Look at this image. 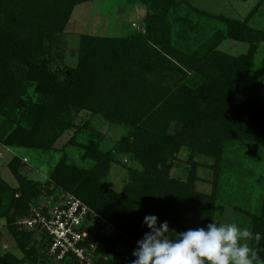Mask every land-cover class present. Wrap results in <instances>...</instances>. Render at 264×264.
<instances>
[{
  "label": "rangeland",
  "instance_id": "rangeland-1",
  "mask_svg": "<svg viewBox=\"0 0 264 264\" xmlns=\"http://www.w3.org/2000/svg\"><path fill=\"white\" fill-rule=\"evenodd\" d=\"M62 5L63 0H49L46 7L57 11ZM155 7L152 0H88L78 3L71 8L65 30L55 31L49 40H42V52L40 55L39 53L34 55V64L43 62L45 68L52 74L51 77L62 84V88L69 83L74 85L78 78H70L69 82L63 72L65 73L69 68L80 67L79 54L85 44L84 47L91 55L89 60L92 61L88 68L91 73L94 70L95 74H98L100 61L98 57L103 56L101 51L104 50L102 40L133 37L140 39L146 34V24L155 14L153 9ZM162 10L165 14L162 24L166 25L165 32L160 38L161 42L159 44L150 41L144 53L160 51L165 56L167 50L164 44L168 40L170 48L178 52L190 53L201 51L200 47H209L213 48L212 53H219L222 57L246 56L247 63L240 75L245 77L248 83L251 82V86H256L261 91L255 102L250 97L238 100L233 96L231 100L228 89L220 82L210 78L205 81L198 73L196 78L190 79L194 72L186 67L183 68L188 75V79L185 78L188 85L173 98L180 96L183 101L189 97L194 99L188 109L190 120L193 119L194 122L191 126L190 141L184 139L180 143L179 151L170 160V173L167 176L173 183L170 197L165 195L160 183L148 186L149 191L142 187V184L146 183L142 178L145 170L134 156V146L140 138L137 140L132 134L130 135V125L110 123L111 121L94 113L93 110L81 109L73 105L61 107L60 103L54 106L58 111V116L55 117L60 118L63 124L60 125L55 119L52 120L55 128L51 131L45 129L50 136L46 139L52 140L49 149L8 150L0 145V178L11 188H16L17 181L7 164L13 155L23 156L27 165L21 169L22 174L40 189L39 195L31 200L30 208L37 207L43 212L46 207L42 204L48 198L56 200L63 193L72 194L49 183L48 176L53 168L60 160H64L67 165L79 170L92 169L96 165L93 159L94 150L91 151L90 157L84 147L94 142L97 149L95 152L110 154L111 157L107 171L98 180L117 194L123 193L127 187L133 188L135 197L130 204L136 206L137 213L142 217L154 209L155 197L162 194L160 221H169L174 214L173 227L170 228L177 232L185 231L193 227V224L199 227L201 213L207 207L211 209V217L207 220V224L212 221L237 223L240 227H248L253 231V224L257 218L262 223L260 228L262 241L257 247L252 245V241L250 244L258 251V259L254 264H264V0H172L169 5L162 7ZM11 18V13H7L4 22L0 14V28L3 25L1 22L8 27L15 26L16 23L12 22ZM221 18L244 22L254 32H261V35L250 42L229 37L226 35L228 32L225 22L223 23ZM83 37L86 41L82 39ZM132 53L133 51H130V54ZM14 66L12 72L22 79L27 68L21 65ZM169 76V72L164 73L161 82L158 78L152 76L149 78L160 82L163 86L169 84L174 88L175 81ZM36 94L38 93L33 85H30L21 99L34 100ZM236 106L242 109L241 116L231 111ZM249 106H252V111ZM222 119L232 122L231 130L225 133V137L220 135L222 140L219 139L220 142L217 143L219 148L214 150L213 148L216 147L214 140L208 138L204 141V137L207 134L214 136L216 123ZM238 119L241 124L234 121ZM170 120L168 127L162 129V139H156L157 144L149 143L155 153H160L166 146L165 138L169 142L180 129V122ZM152 121L150 119V125H155L158 130L160 124ZM143 142L145 143L144 139ZM203 148L216 152L217 156L204 154ZM143 191L150 192L151 195L144 197L141 195ZM175 196L183 198L185 204L175 200ZM171 197L174 198L170 203ZM90 210L92 214L88 217L86 230L89 233L88 241L94 242L95 248L86 249L88 262L130 264L135 259L132 256L133 248L128 249L125 245H120L107 255L99 252L98 246L103 240L101 231L114 238L116 230L109 227L103 217L91 208ZM131 211L136 214L135 209ZM27 214L17 219V231H26L20 227L18 221ZM142 221L139 220L136 230L141 231ZM143 229L147 231L145 226ZM130 242L136 247V241ZM47 247L48 242H45L42 233L34 230L26 249L33 248L36 251L38 257L35 262L55 264L52 258L47 256ZM6 254L23 257L5 218L2 217L0 218V256ZM78 262L79 259L68 256L57 264H80Z\"/></svg>",
  "mask_w": 264,
  "mask_h": 264
},
{
  "label": "trees",
  "instance_id": "trees-1",
  "mask_svg": "<svg viewBox=\"0 0 264 264\" xmlns=\"http://www.w3.org/2000/svg\"><path fill=\"white\" fill-rule=\"evenodd\" d=\"M85 1L88 0H63L62 8L55 11L46 7L49 0H0V14L4 22L7 13H11V21L16 23L15 26L8 27L4 22H1L3 25L0 28V145L8 150L32 148L47 150L50 148L52 140L46 139L50 136L45 129L53 130L55 124L52 120L58 116V111L54 106H58L60 103L61 107L73 105L81 109L93 110L94 113L111 121L110 123L131 126L130 135L132 134L137 140L140 138L134 146V156L145 170L142 178L146 183L142 184V187L149 191L148 186L160 183L165 195L170 197L173 184L170 182L172 179L167 178L170 173V160L179 151L180 143L184 139L190 141L191 126L194 122L193 119L190 120L191 115L188 111L189 104L194 99L189 97L183 101L180 96L173 98L177 96V92H181L188 85L186 82L188 75L183 68L186 67L194 72V75L189 77L190 79L196 78V73H198L199 76L204 77L205 81L210 78L220 82L228 89L231 100L233 96L238 100L250 97L255 102V98L259 97L261 91L258 87L251 86L252 83H248L245 77L240 75L248 58L246 56L222 57L219 53H212L213 48L209 47H200L201 51L190 53L178 52V50L170 48L168 40L164 44L165 50H167L165 56L160 51L144 53V49L150 41L160 44V38L165 32L166 25L162 24L165 15L162 7L169 5L172 1L152 0L156 5L153 8L155 14L146 24L144 36L140 39L133 37L102 40L104 50L101 51L103 56L98 57L100 60L97 68L98 74H95L94 70L91 73L88 68L92 62L89 60L91 55L83 43L79 54L80 67L69 68L65 73L63 72L68 81L70 78L78 79L76 83H73L74 85L69 81V84L62 88V84L51 77L52 74L45 68L43 62L34 64V55L37 53L40 55L42 52V40H49L55 31L63 32L65 30L72 6ZM220 20L225 22L228 32L226 35L229 37L250 42L261 35V32H254L244 22L225 18ZM255 34L257 36H254ZM82 39L86 41L84 37ZM130 51L133 53L130 54ZM20 65L27 68L22 79L15 76L11 70L12 66ZM166 72L170 73V79H174V88L169 84L163 86L160 83ZM150 76L158 78L160 82L153 81L149 78ZM96 82L98 84H95ZM30 85H33L34 90L38 93L36 98L34 100L21 99ZM249 109L252 111V106H249ZM231 111L242 115V109L239 106ZM191 112L193 111L191 110ZM147 118L149 119L147 120ZM150 119L153 120L152 122L160 124L158 130L155 125H150ZM170 119L177 123L180 122V129L172 137L174 140L170 139L168 142V139L165 138L166 146L160 153H155L149 143L157 144V140L162 139V131L168 127ZM260 119L262 120V118ZM234 121L238 124L242 123L239 122V119ZM56 122L60 125L63 124L60 118L56 119ZM216 125L215 135L207 134L204 137V141L208 138L214 140V146H216L213 148L214 150L219 148L217 143L220 142L219 139L222 140L220 135L225 137V133H229L231 130L232 122L229 123L222 119ZM84 149L90 157L91 151L94 150L93 159H95L96 165L92 169L79 170L74 166L67 165L64 160H60L48 176L49 183L53 184L55 188L69 191L75 195L100 217H103L109 227L115 228L116 237L114 238L109 237L105 231H101L103 240L98 246L100 253L107 255L109 252H114L120 245L134 249L135 246L130 241H137V237L143 236L145 232L143 226H141V231L136 230L139 220H143L146 215L155 214L160 221L163 195L158 194L155 197L154 209L142 217L140 213H137L136 206L133 207L130 204L135 197L133 188L127 187L123 193L117 194L98 180L108 169L110 154L95 152L97 149L94 142H90ZM203 153L217 156L216 152H210L208 149H204ZM23 158L18 154L13 155L7 164L17 181L16 188H11L0 178V218H5L9 231L15 238L23 257L18 258L12 254H6L3 257L0 256V264L41 263L35 262L38 254L33 248L26 249L33 231L16 230L17 219L28 213L31 200L40 193V189L27 180L21 172V169L27 165ZM131 195H133L132 199ZM141 195L147 197L151 194L143 191ZM173 198L169 199L170 203ZM174 199L185 204L183 198L181 199L179 196H175ZM133 209L136 214L132 213ZM210 217L211 209L207 207L201 213L200 226H206ZM174 218L173 214L168 221L170 227H173ZM261 226L262 223L255 218L252 232L260 234L258 241L252 240V245L256 247L262 241ZM193 227H196V224H193Z\"/></svg>",
  "mask_w": 264,
  "mask_h": 264
},
{
  "label": "clouds",
  "instance_id": "clouds-1",
  "mask_svg": "<svg viewBox=\"0 0 264 264\" xmlns=\"http://www.w3.org/2000/svg\"><path fill=\"white\" fill-rule=\"evenodd\" d=\"M147 228L136 241L130 264H254L258 251L250 241L260 234L237 223L210 222L177 232L155 214L146 215Z\"/></svg>",
  "mask_w": 264,
  "mask_h": 264
},
{
  "label": "built area",
  "instance_id": "built-area-1",
  "mask_svg": "<svg viewBox=\"0 0 264 264\" xmlns=\"http://www.w3.org/2000/svg\"><path fill=\"white\" fill-rule=\"evenodd\" d=\"M42 205L46 207L43 212L37 207L30 208L28 214L18 221L20 227L42 233L48 242L47 256L55 264L68 256L79 259L80 264H92L86 256V249L95 248L94 242L88 241L86 230L88 217L92 214L90 208L67 193L56 200L48 198Z\"/></svg>",
  "mask_w": 264,
  "mask_h": 264
}]
</instances>
